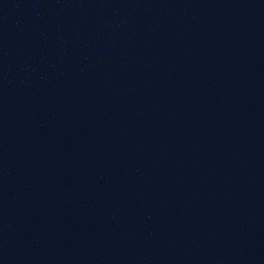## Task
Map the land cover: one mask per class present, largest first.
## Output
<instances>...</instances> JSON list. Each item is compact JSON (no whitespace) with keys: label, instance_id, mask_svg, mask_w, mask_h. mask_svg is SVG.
<instances>
[{"label":"water","instance_id":"1","mask_svg":"<svg viewBox=\"0 0 264 264\" xmlns=\"http://www.w3.org/2000/svg\"><path fill=\"white\" fill-rule=\"evenodd\" d=\"M0 264H264V0H0Z\"/></svg>","mask_w":264,"mask_h":264}]
</instances>
